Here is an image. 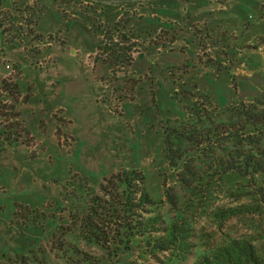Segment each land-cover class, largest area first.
Returning <instances> with one entry per match:
<instances>
[{
	"label": "rangeland",
	"instance_id": "374dc122",
	"mask_svg": "<svg viewBox=\"0 0 264 264\" xmlns=\"http://www.w3.org/2000/svg\"><path fill=\"white\" fill-rule=\"evenodd\" d=\"M74 1L82 4L84 14L89 13V3H95L98 9L101 5H114L115 14L119 15L109 26L106 22L112 20L110 14L103 15L96 9V17L86 16L100 34V43L91 57H99L111 68L99 96L101 101L107 100V114L99 117L105 127L83 136L76 131L75 136L56 132L55 137H45L41 132V136L35 137L13 110L11 114L15 118L11 116L13 119L5 121L0 117L3 125L18 123L13 130L16 134L8 142L12 149L6 141H0V253L25 254L38 246L47 247L46 229L41 233L39 227L33 228L31 224L23 228L20 217L11 216L12 205L47 214L60 211L59 216L66 218L72 207L76 206L78 212L87 208L84 200L98 191V184L105 177L125 169L135 170L145 177L143 186L154 200L150 210L155 215L169 221L177 209L182 212L190 229L187 242L192 251L181 264H193L197 256L234 238L250 240L264 264V210L232 217L222 223L213 216L218 209L258 204L246 180L227 175L191 197L178 183V174L182 164H204L208 160L205 157L209 153L208 145L193 147L171 137L173 152L185 151L182 159L175 160L177 167H173L163 144L166 130L173 126L193 123L196 130H200L208 126L209 121L213 124L236 122L239 115L233 109L240 108L242 103L254 104L259 109L264 107V0ZM154 2L163 9L201 2L210 27L206 31L204 18L194 15H188L184 25L171 21V27L178 25L180 46L172 44L170 29H152L144 36H136L127 24L151 14H156L159 22L166 21L167 17L153 10L158 7ZM2 8L0 36L7 43L10 34H14L15 22H22L25 27L31 19L27 15L23 19L25 7L14 6L9 0H0ZM20 44L25 46L26 42ZM46 48H42L43 53ZM29 49L37 55V51ZM149 58L154 62L150 66L155 68L154 72L152 69L133 72L135 61L145 66ZM52 63L51 59L40 58L36 64L47 70ZM5 64L12 66L11 74H7ZM19 76L20 70L8 56L0 53V101L5 104V115L10 113L8 106L19 97L16 85ZM2 82L16 85L15 94L3 89ZM246 129L252 133V140H263L255 128ZM225 143L221 140L223 147ZM218 146L214 141L212 147L218 151L216 154ZM169 197L178 200L176 206L168 202ZM47 228L49 232L52 229ZM139 243L137 240L130 252L118 253L111 264H160L165 260L159 253L157 257L149 256L142 242ZM91 251L103 257V264H108L101 248L92 245ZM57 261L51 254L46 256L47 264H61Z\"/></svg>",
	"mask_w": 264,
	"mask_h": 264
},
{
	"label": "trees",
	"instance_id": "16d2710c",
	"mask_svg": "<svg viewBox=\"0 0 264 264\" xmlns=\"http://www.w3.org/2000/svg\"><path fill=\"white\" fill-rule=\"evenodd\" d=\"M1 85L3 89L11 93L14 91L15 94L16 85L10 86L6 82H2ZM4 106L5 104L0 101V117L5 121L13 119L12 105L8 106L10 113L6 115L3 113ZM233 111L239 115L236 122L213 124L209 121V125L200 130H196V124L193 123L179 124L166 130L163 142L166 146L165 151L169 152L167 159L173 167H177L175 160L182 159L185 151L173 152L174 143L171 137L193 147L208 145L209 153L205 155L208 160L204 164L181 165L178 183L186 190L187 195L197 196L204 187L227 175L245 179L252 188L253 195L258 198V204L255 207L218 209L213 216L219 223L232 217L264 210V107L259 109L254 104L242 103L240 108ZM3 123H0V138L11 142L13 134H16L13 130L18 123L12 122L8 125ZM247 127L260 132L263 140H252L253 135L246 129ZM221 140L226 142L224 147ZM214 141L220 145L217 154L218 151L212 147ZM143 185L145 177L142 173L121 169L105 177L98 184V191L87 196L84 200L86 209L78 212L76 206L72 207L66 218L59 216L60 211L47 214L38 209L12 205L14 210L11 216L15 219L19 216L25 229L29 228L28 224L33 228L39 227L41 233L46 229L48 243L46 248L38 246L29 249L25 254L14 251L9 255L1 252L0 264H47L46 256L49 254L61 264H103V257L96 256L91 251L92 245L101 248L105 253V262L111 264L118 253L130 252L137 244V240L142 242L144 252L149 256L157 257L158 253L164 255L165 260H161L160 264H181L192 251V246L187 242L190 231L188 223L178 209L169 221L162 215H155L150 210L154 200ZM167 199L173 206L178 203L176 198ZM50 226L52 229L49 232L47 227ZM262 262L250 240L234 238L214 247L207 254L197 256L193 264H262Z\"/></svg>",
	"mask_w": 264,
	"mask_h": 264
},
{
	"label": "crops",
	"instance_id": "0c3cea01",
	"mask_svg": "<svg viewBox=\"0 0 264 264\" xmlns=\"http://www.w3.org/2000/svg\"><path fill=\"white\" fill-rule=\"evenodd\" d=\"M9 1L14 6L25 7L23 19L27 18L26 15L31 19L30 24L25 27L22 22H15L12 32L14 34H10L8 44L4 43L0 36V53L8 56L20 70V76L16 80L19 97L12 104L17 119L22 120L27 130L35 137L41 136V132L45 137H55L56 132H69L75 136L78 131L83 136L95 133L98 127L103 130V119L99 117L107 114V100L101 101L99 96L103 92V81L110 75L111 68L110 64L102 62L99 57H91L94 55V48L100 43V34L96 27L89 24L86 16L96 17L97 10L103 15L110 14L114 22L107 20L109 26L119 19V15L115 14L114 5H101L98 9V4L89 3V13L84 14L81 13L82 4L74 0ZM154 4L158 6L153 9L155 13L167 17L166 21L159 22L156 14L144 16V19L136 22L131 20L133 24H127V27L131 28L136 36H144L146 31L152 29H170L172 44L180 46L178 25L171 27V21L184 25L188 20L186 17L194 15L204 18L206 31L210 27L208 19L204 16L205 9L201 10V2L190 3L187 7L168 6L165 9L161 8L159 3ZM15 16L22 20L19 15ZM97 16L103 18L98 14ZM182 17L185 19H181ZM2 24L6 26L5 23ZM48 36H53V39L49 40ZM23 42H26L25 46L20 44ZM44 47H47V50L43 53ZM29 48L37 51V55L30 53ZM144 57L146 56L142 58ZM40 58L51 59L53 63L47 70H43L36 64ZM152 61V58H149L145 66L135 61L133 72L149 69L154 72L155 68L150 67L154 63ZM0 141L3 142L2 138ZM5 143L11 148L8 142Z\"/></svg>",
	"mask_w": 264,
	"mask_h": 264
},
{
	"label": "built area",
	"instance_id": "2783aa9c",
	"mask_svg": "<svg viewBox=\"0 0 264 264\" xmlns=\"http://www.w3.org/2000/svg\"><path fill=\"white\" fill-rule=\"evenodd\" d=\"M4 69L7 71V74H11L13 71L12 66L9 64H5ZM3 77H5V75Z\"/></svg>",
	"mask_w": 264,
	"mask_h": 264
}]
</instances>
